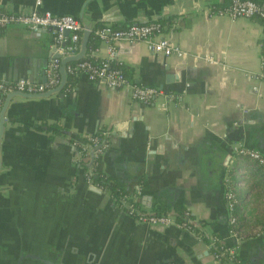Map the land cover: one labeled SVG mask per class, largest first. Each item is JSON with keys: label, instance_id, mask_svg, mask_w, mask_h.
<instances>
[{"label": "crops", "instance_id": "1", "mask_svg": "<svg viewBox=\"0 0 264 264\" xmlns=\"http://www.w3.org/2000/svg\"><path fill=\"white\" fill-rule=\"evenodd\" d=\"M230 1L43 0V11L75 18L84 8L87 19L118 8L122 23L97 29L164 21L163 36L188 57L101 41L87 56L118 63L134 85L172 97L140 104L128 90L80 74L64 98L11 102L1 144L0 264H221L203 233L235 244L225 201L226 180L240 162L234 148L244 143L264 153V23L218 14ZM34 5L0 0V11ZM55 45L50 30L0 28V77L45 83L49 65L62 56ZM98 134L111 138L95 158L96 173L118 192L138 195L147 212L181 207L200 232L140 224L111 192H95L78 167L76 144ZM240 198L243 212L262 225L261 173L252 174ZM238 253L244 264H264V235L241 241Z\"/></svg>", "mask_w": 264, "mask_h": 264}, {"label": "built area", "instance_id": "2", "mask_svg": "<svg viewBox=\"0 0 264 264\" xmlns=\"http://www.w3.org/2000/svg\"><path fill=\"white\" fill-rule=\"evenodd\" d=\"M34 1V8L29 12L6 13L0 11V28L17 24L35 33L51 30L56 42V49L61 52L62 56L77 54L80 49V40L83 32V27L78 19L70 15H55L50 11H43V0ZM218 14H225L233 19L259 17L264 20V7H261L253 0H231L229 6ZM66 32H69V36L66 35ZM163 32L162 24L157 22L131 24L126 28H115L107 25L97 29L95 35L100 39V42L128 41L131 44L143 43L148 51L154 55L166 58L177 57L181 60H186L188 53L164 37ZM64 43H66V46L61 48ZM110 50L113 53V49L111 48ZM90 57L93 58L91 55ZM112 63L113 61L111 60L94 62L86 58L81 62L70 64L67 71L73 75L84 74L92 82H105L111 89L128 90L133 100L140 104H150L156 98L172 97L159 88L134 85L126 77L124 71L119 67L113 66ZM60 67L61 59H54L47 69L48 80L45 83L34 82L29 78H21L14 83H9L0 77V94L1 96H6L17 91L28 94H40L52 90L58 87L61 82ZM261 77L264 80V69ZM103 136L107 137V134H103ZM90 143H92V146L90 145L89 148L80 146L79 143L76 144L79 149V161L89 164L92 151L95 153V158H98L108 148L107 144H104V148H101L102 145L99 144L98 138H90ZM234 153L240 162L232 176L226 180L225 201L229 214V232L235 240V244L228 245L220 238H215L211 245H217L220 248L222 254L213 253V256L221 264H244L239 257L238 244L247 238H256L264 235V225H258L255 220L243 212L240 198V194L247 188L248 180L252 174L259 172L264 178V153L244 143L235 146ZM83 174L89 184L104 190L102 186L95 185L84 170ZM115 201L126 215L140 224L156 228L176 227L190 233L195 232L192 227L193 220L188 212L184 213V220L180 222L176 217L175 211L167 214L145 211L140 206L138 195L120 194L118 198H115ZM224 256L225 259L222 260Z\"/></svg>", "mask_w": 264, "mask_h": 264}, {"label": "water", "instance_id": "3", "mask_svg": "<svg viewBox=\"0 0 264 264\" xmlns=\"http://www.w3.org/2000/svg\"><path fill=\"white\" fill-rule=\"evenodd\" d=\"M96 0H88L86 6L89 2H94ZM85 6V7H86ZM85 10V8H84ZM84 10L81 11L78 21L81 23L83 27V32L81 35L80 40V49L79 52L75 55L70 56H56L55 59H61V67H60V74H61V82L58 87L49 90L44 93L40 94H28L23 92H12L6 95L4 105L2 106L0 112V172L2 170V159H1V144L5 135V124H6V113L11 105V102L14 99H22V100H45L52 96H60L61 98L65 97V92L69 82V73L67 71L68 66L71 63H78L86 59L88 50H89V41L91 37L95 34L97 27L100 24L104 23H122L120 18V14L118 12V8H104V10H100L96 12L90 19H87L84 15ZM150 22L146 20H138L133 24H149ZM51 31V30H50ZM66 35L69 36V32H66ZM66 46V43L63 44ZM56 51V49H54ZM107 139H105L106 141ZM95 163V153L92 151L91 158L89 162V172L90 174L93 173V167ZM95 192H100V189L97 187L92 188ZM2 195L0 194V200H2Z\"/></svg>", "mask_w": 264, "mask_h": 264}, {"label": "trees", "instance_id": "4", "mask_svg": "<svg viewBox=\"0 0 264 264\" xmlns=\"http://www.w3.org/2000/svg\"><path fill=\"white\" fill-rule=\"evenodd\" d=\"M253 1H255L256 3H258L261 7H264V1H262V0H253ZM230 2H231V1H230ZM228 6H229V4L226 5V7H228ZM226 7L222 8V9H219V10H216V11H222V10H224ZM255 19H258V20H260V21H262V22L264 23V20H262V19L259 18V17H256ZM159 23H161L162 25L165 24L164 21H161V22H159ZM99 43H100V39L94 34V35L91 37L90 41H89V46H88V47H89V50H88V53H90L92 50L98 48ZM88 59H91V60H93L94 62H98V61H99V60H96L95 58H91L90 55L87 56V60H88ZM72 64H75V63H71V65H72ZM112 64H113V66H115V67H119V68H121V69L124 71L126 77L129 78V76H128L127 72H126L125 67H123L122 65H120V64H118V63H114V62H113ZM77 76H78V75L69 74V87H72V86L74 85V83H75V81H76V79H77ZM129 79H130V78H129ZM3 102H4V99L1 98V99H0V105L3 104ZM56 132H57V131H56ZM57 133H58V132H57ZM91 138H98L99 141H100L99 144L102 145L101 148H104L103 145L109 143V141H110L109 138H111V136L108 135V136L106 137V136H103V135H101V134H98V135H96V136H94V137H91ZM105 139H107V140L105 141ZM79 145H80V146H84V147L89 148L90 145L92 146V143H90V138H88V139H85L83 143H79ZM97 159H98V158H97ZM88 165H89L88 163H84V162H82V161H79V162H78V167H79V169H83V170L89 175V177H91V179L93 180V182H94L95 185L102 186L103 189H104L105 191H109V192H111L112 195H113L115 198H118L120 194H123L122 192H118V191L115 189V187L109 185V184H108V180H106V178H105L104 176H102L101 174L96 173L95 170H94L93 174H90V173H89V167H88ZM176 210H177V213H176V217H177V219H178L180 222H183V220H184V218H183V216H184V211L181 209V207H176ZM169 211H170V210H169ZM169 211H166V214L169 213ZM259 222H260V221H259ZM260 223H262V225H264V219H263V221L260 222ZM192 227H193L195 230H197V231L200 232L199 227H198L196 224H192ZM203 236H204L205 241H207L210 245H212V242H213V241H212L211 239H207V237L205 236L204 233H203ZM211 248H212L213 253L222 254L220 248H219L217 245L211 246ZM224 259H225V256L222 258V260H224Z\"/></svg>", "mask_w": 264, "mask_h": 264}]
</instances>
